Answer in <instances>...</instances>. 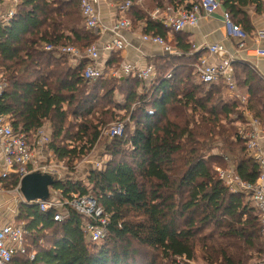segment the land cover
Returning a JSON list of instances; mask_svg holds the SVG:
<instances>
[{
	"label": "trees",
	"instance_id": "trees-1",
	"mask_svg": "<svg viewBox=\"0 0 264 264\" xmlns=\"http://www.w3.org/2000/svg\"><path fill=\"white\" fill-rule=\"evenodd\" d=\"M184 1L188 0H158L156 7ZM219 2L239 25L241 1ZM124 16L131 26L143 21V34L165 39L169 33L132 6ZM247 25L245 20L246 33ZM181 34L174 33L173 46L182 58L155 60L156 78L146 86L130 77L87 82L82 73L89 60L43 49L72 46L83 51L97 44L99 36L85 28L76 0H19L12 21L0 22V75L6 82L0 114L9 118L16 133L31 137L50 124L49 150L57 161L73 167L96 146L104 120L128 117L134 124L131 133L125 128L123 136L104 144L108 161L103 169L88 173L87 185L55 179L50 188L64 199L91 195L109 220L105 238L89 241L87 220L75 211L56 222V210L19 205L17 224L28 232L25 248L28 242L35 244V254L32 260L33 249L24 257L14 254L11 264H139L141 248L146 264H176L177 258L194 259L197 237L206 229L217 238L225 264H263L264 230L258 210L247 195L230 193L216 173L227 167V157L243 181L253 183L260 174L238 137L243 112L237 100H225L222 80H198L188 66L194 56H185L191 45ZM117 62L113 54L106 67ZM233 72L247 109L264 125V80L245 65L235 64ZM115 93L123 95V105L113 102ZM99 102H108L117 112ZM17 181L18 175L11 174L3 187L10 190Z\"/></svg>",
	"mask_w": 264,
	"mask_h": 264
},
{
	"label": "built area",
	"instance_id": "built-area-1",
	"mask_svg": "<svg viewBox=\"0 0 264 264\" xmlns=\"http://www.w3.org/2000/svg\"><path fill=\"white\" fill-rule=\"evenodd\" d=\"M79 3V10L83 24L87 30L96 32L99 37L109 36L100 48L93 44L81 51L72 46L53 47L45 45L43 49L48 52H55L57 56L67 55L74 60H89L90 64L84 69L82 77L87 82H96L99 79H111L121 81L125 78H136L145 83L152 84L156 78V71L153 67L147 66L137 68L134 65L117 62L106 67V60L111 55H118L131 47L126 37V32L131 29V23L123 15L133 5L132 2H125L115 6L116 12L122 17L110 25L102 22L96 5L101 0H76ZM19 0H0V22L9 23L15 17ZM221 10L219 0H195L190 5L167 6L164 9H156L153 19L159 21L164 27L173 33L183 31L185 28H195L203 18H208ZM221 32L224 39L237 41L236 52L230 54L219 43L206 45L204 48L209 56L215 58L212 64L206 58L198 59L192 66L197 74L198 80L209 84L222 80L221 90L226 101L237 100L243 112V123H238V137L244 143L248 156L255 160L260 168V174L253 183L243 181L236 173L235 164L232 160L224 157L227 167L216 169L217 178L228 189L230 193L247 195L251 203L258 210L259 223L264 230V125L253 116L247 109V98L237 90L233 66L241 64L253 69L255 67L241 58L239 54L245 52L247 57H264V49L249 48L246 45L247 33L238 25H235L226 12H222ZM143 43L157 45L162 48L167 56H180V53L172 49L164 39L159 36L143 34ZM108 54L103 60L102 53ZM169 77V75L167 76ZM264 79V78H263ZM6 86L5 80L0 75V94ZM134 105L133 107H136ZM125 125L116 122L107 126L100 132L99 140L105 137L110 141L123 136ZM51 140L47 125L37 129L31 137L21 132H15L8 117L0 114V192H7L12 195L17 205L39 206L41 211L56 210L54 221L62 222L69 210L75 211L87 220L84 230L86 238L94 243L101 242L107 235L109 220L105 216L101 206L91 195L80 196L71 194L63 201L55 199L53 194L45 202H26L20 193L21 180L34 173L55 176L60 179V172L66 170L61 163L43 161L44 154L50 160L55 155L48 149ZM56 159V158H55ZM73 167L72 170H76ZM68 171V170H67ZM11 174L18 175L16 185L7 190L3 182ZM56 194V193H54ZM27 231L23 226L7 224L0 228V264H11L14 254H25V240ZM33 258V257H32ZM264 264V259L263 262ZM188 264V263H185Z\"/></svg>",
	"mask_w": 264,
	"mask_h": 264
},
{
	"label": "crops",
	"instance_id": "crops-1",
	"mask_svg": "<svg viewBox=\"0 0 264 264\" xmlns=\"http://www.w3.org/2000/svg\"><path fill=\"white\" fill-rule=\"evenodd\" d=\"M192 0L184 1L181 5L183 6L190 3ZM242 5L241 17L238 21V26L243 28L245 20L248 22L247 39L246 45L249 48H259L264 49V0H240ZM158 0H136L132 7L136 8L139 12L147 16L148 19H153V13L156 9ZM121 4L117 3L115 0H101L97 5V9L100 13V18L103 23L110 25L122 16L116 12L115 6ZM167 7V6H166ZM222 9L216 12L214 15L203 18L197 27L195 28H185L181 31V35L184 36L187 43L191 45L190 51L185 56H194V59L189 62V67H192L194 63L200 58H206L212 64L215 63V58L209 56L205 50V46L212 43H219L222 45L230 54L236 52L237 41L234 39H224L221 32L222 23ZM125 15V14H124ZM123 15V16H124ZM125 17V16H124ZM127 19V18H126ZM129 20V19H128ZM130 21V20H129ZM157 21V20H155ZM131 23V22H130ZM144 22L139 21L136 25H132L131 29L126 32V37L129 40L131 47L119 53L116 57L119 62L134 65L137 68H144L147 66H154V62L157 59H166L168 56L163 52L162 48L157 45H151L143 43L141 41V36L143 35ZM169 30V29H168ZM109 36L99 37L97 44L101 48L103 43L107 41ZM172 49L180 53L179 58H182L183 54L175 49L173 46L174 33L169 30L166 38L164 39ZM241 58H244L252 65H257V69L261 72L264 77V57H247L245 52L239 54ZM108 54L103 52L102 58L106 60ZM172 57V56H169ZM108 58L106 61H108ZM107 63V62H106ZM255 63V64H254ZM76 65V62H72V67ZM225 93V90H222ZM124 102V100H123ZM18 205L13 200L12 195L7 192H0V228L7 224H13L17 226H23L17 224L18 215ZM24 227V226H23ZM43 244V241H39ZM32 244L27 243L26 250H32L29 255L30 260H32L35 254ZM27 251L25 254H18L19 256H27ZM18 256V257H19ZM22 259V258H20ZM13 264H19L14 262Z\"/></svg>",
	"mask_w": 264,
	"mask_h": 264
},
{
	"label": "rangeland",
	"instance_id": "rangeland-1",
	"mask_svg": "<svg viewBox=\"0 0 264 264\" xmlns=\"http://www.w3.org/2000/svg\"><path fill=\"white\" fill-rule=\"evenodd\" d=\"M255 64V63H254ZM255 67V71L253 69H251L253 71V73L259 77L260 79L264 80L263 76L261 75V72L257 69V65H253ZM193 68V67H192ZM124 98L123 95H120L119 93H115L113 102H117L118 104L123 105ZM100 105H102V107L104 108H111L112 111L117 112V110L115 111L108 102H99ZM108 106V107H106ZM99 107V106H98ZM122 115L124 113H121ZM121 115V116H122ZM101 118V117H99ZM104 120V119H102ZM116 122H122L125 125V128L127 130L128 133H131L133 131L134 128V124L132 122L129 121V118L126 117L124 119H116V120H112L109 121L104 120L105 125L101 127L100 130H103L104 128H106L107 126H110ZM48 128H49V133L50 135L52 134V127L50 124H47ZM96 146L91 149L86 156H84L82 159L77 160L76 163H74L73 167H76V170H72V166L66 165L62 162L57 161V159L55 158H51L50 160H48L49 158L47 157L46 153L44 154V157L42 158L43 161L46 162H53V163H61V166H63L64 168H66L65 171L60 172V180H69L71 182H79L82 185H87L86 182V177L88 175V173L93 169H103V165L108 161V156L103 155L104 154V144L105 145H110L112 143V141L109 142V140L105 137H102L100 140H98V142H96ZM49 149V148H48ZM232 162H234L232 160ZM96 165V166H95ZM95 166V167H94ZM68 170V171H67ZM56 179H58L57 176H55ZM49 193L55 197V199H58L59 201H63L64 198H60L59 194L53 190L50 189ZM56 193V194H54ZM17 204V203H16ZM19 207V205H18ZM20 225H22V223H18ZM209 231L210 229H206L202 232H199V235L197 238H200L197 244V253L194 256V259L191 261H187L184 258H177L176 259V264H209V262H207L206 260H204V258L202 257V255L206 256L207 258H209L211 264H225L219 257L218 255V249L216 246V237H211L209 236ZM135 249H138L136 245H134ZM139 254L141 255V258H143L142 261H138L139 264H146L147 260L145 261L146 257H143V249L141 248L139 250ZM158 256V255H157ZM264 259V255L262 256V258L260 259V262L262 263ZM150 260V259H149Z\"/></svg>",
	"mask_w": 264,
	"mask_h": 264
},
{
	"label": "water",
	"instance_id": "water-1",
	"mask_svg": "<svg viewBox=\"0 0 264 264\" xmlns=\"http://www.w3.org/2000/svg\"><path fill=\"white\" fill-rule=\"evenodd\" d=\"M50 175L34 173L21 180L20 193L26 202H45L49 198V190L55 184Z\"/></svg>",
	"mask_w": 264,
	"mask_h": 264
}]
</instances>
